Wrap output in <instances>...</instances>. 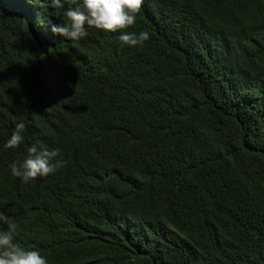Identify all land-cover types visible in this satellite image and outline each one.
Returning <instances> with one entry per match:
<instances>
[{"label":"trees","instance_id":"trees-1","mask_svg":"<svg viewBox=\"0 0 264 264\" xmlns=\"http://www.w3.org/2000/svg\"><path fill=\"white\" fill-rule=\"evenodd\" d=\"M68 7L0 0L16 242L49 264H264V0H144L135 47L53 33ZM33 144L66 163L23 183L10 164Z\"/></svg>","mask_w":264,"mask_h":264},{"label":"clouds","instance_id":"clouds-1","mask_svg":"<svg viewBox=\"0 0 264 264\" xmlns=\"http://www.w3.org/2000/svg\"><path fill=\"white\" fill-rule=\"evenodd\" d=\"M56 8L69 6L67 17L61 25L52 27L53 33L70 38L73 41L88 36V29L95 28L104 32H120L119 40L124 45L135 47L150 39L149 33L127 32L136 23L144 0H51ZM25 124L17 123L6 141L5 148H16L24 140ZM60 149L39 148L36 144L27 148V154L21 161L10 164L11 174L23 183L37 177L55 173L66 163L57 159ZM0 223L7 225V230H0V264H49L48 258L39 250L27 249L16 242L17 224L4 212L0 211Z\"/></svg>","mask_w":264,"mask_h":264}]
</instances>
